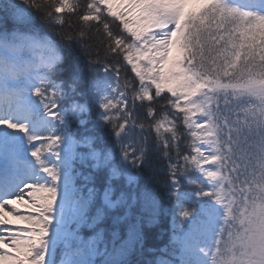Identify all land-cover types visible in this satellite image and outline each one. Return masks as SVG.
I'll list each match as a JSON object with an SVG mask.
<instances>
[{
	"label": "snow or ice",
	"instance_id": "6c2138e0",
	"mask_svg": "<svg viewBox=\"0 0 264 264\" xmlns=\"http://www.w3.org/2000/svg\"><path fill=\"white\" fill-rule=\"evenodd\" d=\"M145 207L264 264V0H0V264H127Z\"/></svg>",
	"mask_w": 264,
	"mask_h": 264
},
{
	"label": "trees",
	"instance_id": "16d2710c",
	"mask_svg": "<svg viewBox=\"0 0 264 264\" xmlns=\"http://www.w3.org/2000/svg\"><path fill=\"white\" fill-rule=\"evenodd\" d=\"M159 203L161 208L168 206L166 200H161ZM142 210L145 213L144 239L142 246L137 244L128 249L130 260L127 264H163L165 261L169 264H180V246L174 239L178 232L174 230L171 216L160 214L153 217L148 207ZM97 232H99V229L94 230L84 226L79 230V235L94 237ZM97 246L112 249L113 237L111 233L105 231Z\"/></svg>",
	"mask_w": 264,
	"mask_h": 264
},
{
	"label": "rangeland",
	"instance_id": "374dc122",
	"mask_svg": "<svg viewBox=\"0 0 264 264\" xmlns=\"http://www.w3.org/2000/svg\"><path fill=\"white\" fill-rule=\"evenodd\" d=\"M112 4H113V8L115 9L116 7L119 6V0H112ZM17 207H19V205H17ZM9 219H12V217H9ZM17 223H19V222H17Z\"/></svg>",
	"mask_w": 264,
	"mask_h": 264
}]
</instances>
